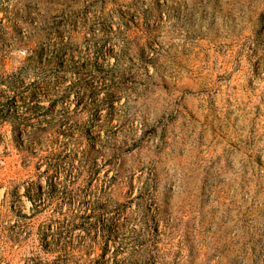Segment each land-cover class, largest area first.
Here are the masks:
<instances>
[{"label": "rangeland", "instance_id": "obj_1", "mask_svg": "<svg viewBox=\"0 0 264 264\" xmlns=\"http://www.w3.org/2000/svg\"><path fill=\"white\" fill-rule=\"evenodd\" d=\"M0 264H264V0H0Z\"/></svg>", "mask_w": 264, "mask_h": 264}]
</instances>
